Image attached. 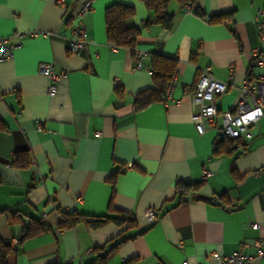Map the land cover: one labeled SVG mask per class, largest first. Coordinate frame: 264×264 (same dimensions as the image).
<instances>
[{
	"label": "crops",
	"instance_id": "1",
	"mask_svg": "<svg viewBox=\"0 0 264 264\" xmlns=\"http://www.w3.org/2000/svg\"><path fill=\"white\" fill-rule=\"evenodd\" d=\"M92 1L83 19L88 46L70 52L71 18L79 8L72 0L67 7L57 0H0V36L17 45L14 59L0 63V211L20 210L53 228L19 242L8 264H88L95 249L103 254L121 234L128 238L107 264H218L219 255L242 243L250 244L243 252L255 254L251 244L264 243V115L252 139L216 154L224 134L196 131L192 94L208 71L228 83L217 98L224 111L237 103L244 79L264 76V40L254 20L264 0H194L205 17L171 0V30L141 0ZM114 3L135 8L134 50L107 38L105 9ZM219 14H228L225 22L209 20ZM137 50L148 53L143 67ZM151 53L178 59L175 85L164 100L136 110L135 97L155 88L146 67ZM41 63L62 74L54 94ZM21 150L30 156L25 168L12 164ZM206 170L213 174L204 178ZM181 180L201 186L197 198L177 204ZM111 205L131 219L57 228L63 211L117 217ZM151 208L158 209L155 220L145 215ZM21 231L0 212L2 239L19 240ZM250 264H264V257Z\"/></svg>",
	"mask_w": 264,
	"mask_h": 264
},
{
	"label": "trees",
	"instance_id": "2",
	"mask_svg": "<svg viewBox=\"0 0 264 264\" xmlns=\"http://www.w3.org/2000/svg\"><path fill=\"white\" fill-rule=\"evenodd\" d=\"M78 7L84 0H72ZM149 10L154 13V18L157 23H160L165 29L171 30L174 24V15L168 12V5L171 0H141ZM185 8L187 5L192 6V12H195L201 17H205L204 13L194 7V0H177ZM135 8L130 5L122 3H114L106 7L105 9V24L107 30L108 40L116 46L128 47L132 50L136 47L137 39L140 35V29L131 24L132 18L135 16ZM228 14H219L209 17L211 22H225ZM75 17L71 18V22L74 23ZM146 67L152 73V79L155 88L147 89L139 93L134 100V106L136 110H141L148 105L162 101L166 97L167 84L175 77L178 69V59L176 57H170L160 53H151L150 61ZM239 143V145L232 146L233 143ZM241 146V139H229L224 136V140L219 142L215 146L216 154H223L230 152L233 149ZM30 163V156L28 150L17 151L13 158L12 164L16 167L25 168ZM120 172V171H118ZM114 173L112 180L114 182L117 173ZM201 183H195L192 181H178L176 184V196L178 198L177 204L182 202L185 198L190 196L198 197V189ZM221 196H219L220 198ZM212 201V198H206ZM176 204V205H177ZM111 213H118L117 217H85L79 214L77 211H63V219L58 224L59 229H68L76 225L80 221L86 222L92 228L103 226L104 224L114 221L118 224L124 223L130 217H126V213L116 210L112 205L110 206ZM5 213L8 220L11 223L20 224L22 231L20 234L19 242H23L26 239H30L42 233L52 231L53 228L48 224L42 222L40 219L34 218L28 214L21 212L20 210H2ZM127 218V219H126ZM133 225V224H132ZM120 240L114 244L109 250L100 254L98 249L97 257L88 264H107L108 258L112 253L116 251L117 246L122 243L126 238L121 234ZM16 255V249H14L11 243L6 242L0 237V264H8V258ZM59 264V263H54Z\"/></svg>",
	"mask_w": 264,
	"mask_h": 264
},
{
	"label": "built area",
	"instance_id": "3",
	"mask_svg": "<svg viewBox=\"0 0 264 264\" xmlns=\"http://www.w3.org/2000/svg\"><path fill=\"white\" fill-rule=\"evenodd\" d=\"M57 3L67 7V0H57ZM92 3V0H84L75 13V21L68 38V51L70 52H80L88 46L83 19L91 10ZM191 10L192 6L187 5L186 11L191 12ZM254 20L260 38L264 40V7L256 11ZM16 48L17 45L11 43L8 38L0 36V63L13 60ZM147 56L146 51H136L138 67H143V61ZM254 62L257 65H261L263 62L259 50L254 51ZM38 70L50 81L49 94H54L62 74L56 72L53 63H41ZM174 85L175 77L167 84V94L171 93ZM227 89V82L215 78L208 71L202 72L192 94L193 104L198 106V111L193 115L195 129L199 134H203L210 128H219L224 136L229 139H252L254 137L252 128L264 115V76L244 79L237 103L229 109L220 111L217 98L224 94ZM218 118H220V122ZM97 135L101 136L102 132L98 131ZM212 174L211 170H206L204 178ZM145 215L149 220H155L158 217V209H148ZM252 227L258 229L259 224L254 223ZM18 243L19 240L14 239L11 245L16 249ZM249 246L250 244L242 243L238 251L229 255H219L218 264H250L255 258L264 257V243L261 239H257L251 244L255 248V254L243 252V249ZM93 251V249H89L88 254L93 253Z\"/></svg>",
	"mask_w": 264,
	"mask_h": 264
}]
</instances>
